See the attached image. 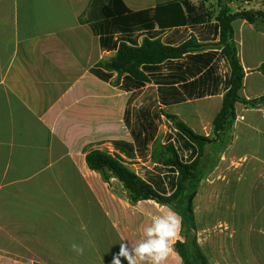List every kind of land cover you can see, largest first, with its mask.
<instances>
[{
	"label": "crops",
	"instance_id": "1",
	"mask_svg": "<svg viewBox=\"0 0 264 264\" xmlns=\"http://www.w3.org/2000/svg\"><path fill=\"white\" fill-rule=\"evenodd\" d=\"M124 1L134 12L161 4L156 0ZM105 2L0 0V264H67L72 248L69 235H76L74 225L80 213L72 209L85 208L87 203L110 222L118 246L125 243L131 247L144 238L125 235L122 227L119 230L114 211L135 205L117 179L104 181L85 160L91 147L112 151L114 141L133 142L126 111L129 105L131 109L140 107L148 90L121 89L124 77L117 73L108 81L91 73L100 62L116 55V50L102 47L91 27L101 20ZM233 27L246 73L241 96L257 98H250L244 91L251 73H257L264 83V59L255 60L251 53L242 55L238 49L240 44L245 46L246 32H253L255 26L239 19ZM251 45L254 50H264L262 40ZM257 86L258 82H252V87ZM216 97L223 99L222 95L206 98ZM177 105L161 109L167 112ZM240 105L236 112L241 123L246 117ZM261 107L258 110H263ZM150 162L142 165L150 167ZM143 202L154 201L138 204ZM55 214L61 215L58 247L48 231L44 235L31 232L33 223L48 222ZM178 239L172 242L173 251L165 264H183L174 248ZM119 250L112 251L113 255ZM121 264H128L126 258Z\"/></svg>",
	"mask_w": 264,
	"mask_h": 264
},
{
	"label": "trees",
	"instance_id": "2",
	"mask_svg": "<svg viewBox=\"0 0 264 264\" xmlns=\"http://www.w3.org/2000/svg\"><path fill=\"white\" fill-rule=\"evenodd\" d=\"M207 1L195 5L190 0H171L134 12L124 0H106L101 20L91 24L102 47L116 50L114 57L100 62L91 73L103 81L117 73L124 77L121 89L148 90L140 107L129 105L126 111L133 142L114 141L112 151L91 147L85 153L86 164L104 181L117 179L132 205L154 201L180 216L186 233L174 248L183 264H209L192 235L194 200L205 176L208 151L221 152L232 143L237 104L264 106V95L241 96L246 73L233 27L239 19L255 24L264 12L234 10L226 0H218L220 10L212 18L205 12ZM218 95L223 99L213 119V137L195 132L178 116L161 109ZM162 123L167 127L165 142L156 144ZM149 159L153 166L142 165Z\"/></svg>",
	"mask_w": 264,
	"mask_h": 264
},
{
	"label": "rangeland",
	"instance_id": "3",
	"mask_svg": "<svg viewBox=\"0 0 264 264\" xmlns=\"http://www.w3.org/2000/svg\"><path fill=\"white\" fill-rule=\"evenodd\" d=\"M127 1L132 2V0ZM156 1L166 3L171 0ZM190 1L195 5L203 3V0ZM225 2L234 10L264 12V0H226ZM204 7L205 12L212 18L216 17L220 10L218 0L204 2ZM254 26L253 32H246L245 46L240 44L238 49L242 55L251 53V56H255L252 57L255 60H263L264 50H254L251 43L255 40L264 41V18L258 19ZM261 81L257 73H251L244 94L249 95L250 98L264 95V83ZM252 82L256 84L258 82V86L252 87ZM217 98L179 104L167 112L179 115V119L202 135L213 137L212 120L222 104ZM139 103L140 99L136 104ZM240 106L245 112V122H238L237 117L232 143L226 150L208 151L205 176L194 200L195 228L192 230V235L196 236L209 264H264V106L261 107L263 110L243 104ZM160 127L161 132L156 144L165 142L166 124L162 123ZM158 151L155 150L156 153ZM152 164L151 159L149 165ZM133 169L141 174L139 167ZM70 193L77 196L73 191ZM79 198L82 202V195ZM59 210L55 209L56 212ZM72 210L80 213L75 225L71 224L76 229V235H69V239L72 244L76 242L81 245L84 253L78 255L71 248L67 264H112L113 258L118 255V253L113 255L112 251L119 250L120 246L114 239L113 235H116V232L110 222L102 215L101 218L97 207L89 203L85 208ZM169 211H171L169 208H162L154 202H143L135 205L134 208L119 207L114 211L113 219L118 222L119 230L122 227L125 235H143L144 228L155 216L166 215ZM33 224L34 229L31 230L33 234L44 235L48 231L54 235L52 241L54 246L60 245L61 215L55 214L52 219L49 216L48 222ZM184 232L186 233V229L182 226L178 240H184ZM123 258L120 257V260L122 261Z\"/></svg>",
	"mask_w": 264,
	"mask_h": 264
},
{
	"label": "clouds",
	"instance_id": "4",
	"mask_svg": "<svg viewBox=\"0 0 264 264\" xmlns=\"http://www.w3.org/2000/svg\"><path fill=\"white\" fill-rule=\"evenodd\" d=\"M182 230V220L174 211L166 215L155 216L151 223L143 230V239L129 247L120 244L118 255L113 258L112 264H121L120 257L126 258L128 264H165L173 251L172 242ZM72 249L78 255H83L84 248L72 244Z\"/></svg>",
	"mask_w": 264,
	"mask_h": 264
}]
</instances>
